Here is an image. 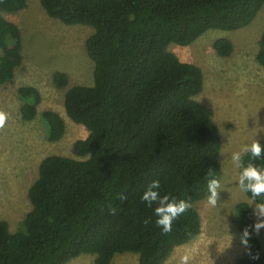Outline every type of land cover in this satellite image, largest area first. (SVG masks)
<instances>
[{
	"label": "trees",
	"instance_id": "1",
	"mask_svg": "<svg viewBox=\"0 0 264 264\" xmlns=\"http://www.w3.org/2000/svg\"><path fill=\"white\" fill-rule=\"evenodd\" d=\"M27 5L28 0H0V87L13 82L24 60L22 32L5 15ZM41 5L51 18L94 31L86 41L94 85L72 86L64 99L67 116L89 135L73 145L79 159L54 155L42 161L28 193L32 210L17 232L0 220V264H68L82 255L94 256V264H113L126 254L137 255L139 264H166L177 248L201 234L195 204L210 195L208 181L221 182L223 175L219 129L212 111L196 99L204 89L203 71L169 47L190 46L210 30L248 27L264 0H41ZM258 46L257 62L264 68V33ZM214 48L222 57L234 51L226 38ZM54 83L65 89L69 78L56 72ZM18 93L23 120L34 121L41 93L34 87ZM42 118L49 140H61L66 132L61 114L46 111ZM250 161L264 167V156L242 155L243 164ZM155 180L161 195L191 204L169 233L156 225V205L142 200ZM254 223L250 204L238 203L239 231ZM248 243L259 259L251 260L244 248L236 264H264L254 233Z\"/></svg>",
	"mask_w": 264,
	"mask_h": 264
},
{
	"label": "rangeland",
	"instance_id": "2",
	"mask_svg": "<svg viewBox=\"0 0 264 264\" xmlns=\"http://www.w3.org/2000/svg\"><path fill=\"white\" fill-rule=\"evenodd\" d=\"M5 16L20 28L23 37V64L17 68L13 82L0 87V111L8 116L0 129V220L7 221L15 233L32 210L28 193L39 177L42 161L54 155L79 159L73 153V145L89 135L84 126L67 116L64 99L72 86L94 85V63L86 50V41L94 31L51 18L41 0H28L24 10ZM263 33L264 8L248 27L237 31L210 30L190 46L169 47L181 61L203 71L204 89L196 99L212 111L219 129L223 175L217 205H209L207 199L195 204L202 219L201 234L177 248L166 264H181L184 256L189 257L188 264H236L244 256L236 205L248 202L252 208L253 202L237 187L240 172L232 155L245 145L264 140V68L256 58ZM221 38L233 43L234 51L229 57L220 56L214 48ZM56 72L67 74V88L56 87ZM21 87H34L41 93L39 115L32 122L21 116ZM46 111L58 112L65 120L66 132L59 141L49 140L42 118ZM254 237L264 249V229L258 235L254 233ZM94 260L92 255H82L68 264H94ZM113 264H139V257L118 256Z\"/></svg>",
	"mask_w": 264,
	"mask_h": 264
},
{
	"label": "clouds",
	"instance_id": "3",
	"mask_svg": "<svg viewBox=\"0 0 264 264\" xmlns=\"http://www.w3.org/2000/svg\"><path fill=\"white\" fill-rule=\"evenodd\" d=\"M8 116L5 112L0 111V129L4 128ZM242 153H250L252 160L262 158L264 156V146L256 140L250 146L245 145L240 152H235L232 155L234 164L241 168L238 179L237 187L243 193L250 194L253 202L252 214L255 217V223L246 227L240 236L241 245L247 250L246 254L253 261L259 259V254H253L251 246L248 241L251 234H259L261 229H264V167H259L253 162L246 165L242 162ZM220 182L217 179H210L208 181V192L210 195L207 198V203L215 207L218 203V189ZM161 185L158 180L152 181L145 192L143 193L142 200L146 202L147 206L152 207L156 205L154 214L158 217L156 225L162 229L164 233H169L172 230L173 222L177 220L185 211H187L191 204L185 200L176 201L175 198L169 195H161L159 189ZM122 200L126 197L121 196ZM113 213L115 210H112ZM188 256L181 258V264H188Z\"/></svg>",
	"mask_w": 264,
	"mask_h": 264
}]
</instances>
